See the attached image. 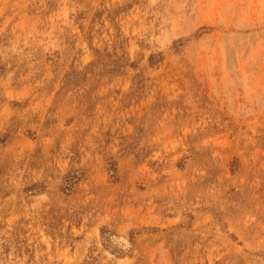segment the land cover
<instances>
[{"label":"rangeland","instance_id":"rangeland-1","mask_svg":"<svg viewBox=\"0 0 264 264\" xmlns=\"http://www.w3.org/2000/svg\"><path fill=\"white\" fill-rule=\"evenodd\" d=\"M0 264H264V0H0Z\"/></svg>","mask_w":264,"mask_h":264}]
</instances>
